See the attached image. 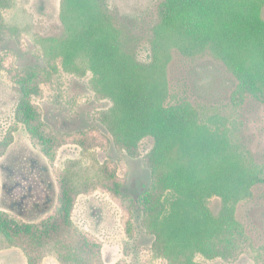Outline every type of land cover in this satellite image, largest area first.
I'll use <instances>...</instances> for the list:
<instances>
[{
  "label": "trees",
  "instance_id": "1",
  "mask_svg": "<svg viewBox=\"0 0 264 264\" xmlns=\"http://www.w3.org/2000/svg\"><path fill=\"white\" fill-rule=\"evenodd\" d=\"M12 5L11 0H0V37L14 34L19 42V29L7 23L2 12ZM263 7L264 0H161L149 39L150 61L143 63L116 26L108 0H59L63 33L37 38L45 66L14 67L25 77L42 72L49 80L59 69L78 77L89 75L93 96L110 102L97 119L115 148L137 157L141 140L152 138L142 155L151 176L143 192L149 194V202L143 205L140 194H122L129 200L125 228L130 229L129 239L138 228L152 236L148 249L166 264H202L197 255L227 262L242 254L263 256L236 219L235 207L251 195L255 184L264 182V166L241 146L228 117L214 112L202 118L184 100L166 103L173 49L187 58L209 53L245 92L264 94ZM4 53L0 52V70L7 67ZM100 177L105 185L112 180ZM89 181L86 174L67 170L65 204ZM212 196L222 203L217 214L207 205ZM125 243L128 247V240ZM11 247L23 252L26 264H41L47 255L60 264H106L97 238L71 218H48L31 226L0 213V250ZM114 264L127 263L122 258Z\"/></svg>",
  "mask_w": 264,
  "mask_h": 264
},
{
  "label": "rangeland",
  "instance_id": "2",
  "mask_svg": "<svg viewBox=\"0 0 264 264\" xmlns=\"http://www.w3.org/2000/svg\"><path fill=\"white\" fill-rule=\"evenodd\" d=\"M160 1L108 0L116 26L143 63L150 61L149 39ZM11 2L13 5L2 12L6 22L19 29V42L14 34L0 37V52H6L7 66L0 70V213L31 226L44 224L48 218H71L79 229L97 238L106 264L122 258L127 264H166L151 255L152 236L138 228L129 239L130 229L125 228L129 200L122 194H140L143 205L149 202V194L143 192L150 187L151 176L142 164V155L150 149L152 138L141 140L137 157L118 151L97 119L110 102L93 96L89 75L78 77L59 69L49 80L42 72L25 77L14 69L44 67L37 38L59 37L63 28L59 0ZM167 78L166 103L184 100L196 107L202 118L214 112L228 117L241 146L255 163L264 166V94L255 97L245 92L223 63L209 53L187 58L173 49ZM67 170H77L91 180L68 197L70 204H65L62 192ZM101 175L112 178L109 185ZM207 205L217 214L222 203L212 196ZM235 217L254 247L264 251V182L255 184L251 195L236 204ZM254 256L242 254L227 262L197 255L196 260L202 264H264L263 256ZM0 264H26V259L19 248L11 247L0 250ZM41 264L60 263L47 255Z\"/></svg>",
  "mask_w": 264,
  "mask_h": 264
}]
</instances>
